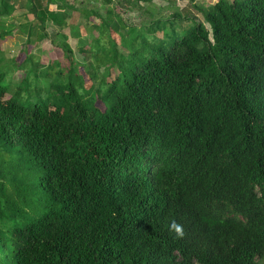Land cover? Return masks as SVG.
Wrapping results in <instances>:
<instances>
[{"label":"trees","instance_id":"trees-1","mask_svg":"<svg viewBox=\"0 0 264 264\" xmlns=\"http://www.w3.org/2000/svg\"><path fill=\"white\" fill-rule=\"evenodd\" d=\"M186 14L0 48V264H264V0Z\"/></svg>","mask_w":264,"mask_h":264},{"label":"crops","instance_id":"crops-1","mask_svg":"<svg viewBox=\"0 0 264 264\" xmlns=\"http://www.w3.org/2000/svg\"><path fill=\"white\" fill-rule=\"evenodd\" d=\"M218 1L0 0V6L5 2L10 7L9 12L0 13V22L10 32L4 40L0 39V48L9 59L27 48L41 61L51 49L54 54L48 58L55 59V50L62 48L59 44L68 45L74 52L89 48L93 42L105 45L111 35L130 32L133 25L150 26L154 19H167L180 11H187V23L197 22L198 16L204 17L203 11ZM39 16L42 22L37 20ZM103 36L107 38H100Z\"/></svg>","mask_w":264,"mask_h":264},{"label":"rangeland","instance_id":"rangeland-1","mask_svg":"<svg viewBox=\"0 0 264 264\" xmlns=\"http://www.w3.org/2000/svg\"><path fill=\"white\" fill-rule=\"evenodd\" d=\"M204 12V11H203ZM194 17V16H193ZM199 18L198 19H196V21L197 22H199V21H203L204 20V17L202 16V15H199L198 16ZM159 19H166V18H162V17H159V18H156V19H154L153 20V22H156V20L158 21ZM192 21H190V23H191ZM182 23H185L186 24V26H190L189 25V23H187L186 22V20H183V22ZM100 38H104L103 40H105L107 37H100ZM111 39H114V36L113 35H111V37H110ZM108 42V41H107ZM57 45V44H56ZM92 47H95V48H99L100 46L99 45H97L95 42H93L92 44ZM58 46V45H57ZM59 46H63V45H60L59 44ZM118 48H119V51L120 52H122V53H124V54H128V51L125 49V48H123L121 45H119L118 46ZM51 50V49H50ZM50 50H48L47 52V55H45V57H43L42 58V61H41V66L39 65L38 66V68H37V71H41V74H43L44 72H47V70H48V68H49V64H51L53 61L55 62V60L56 59H53V58H48L51 54H54L53 52H50ZM75 54H74V56H75V60H76V62H83L84 60H88L91 56L90 55H86V56H84V55H80V54H78V52L76 51V52H74ZM79 53H81V52H79ZM55 58H56V56H55ZM3 59L5 60V57H3ZM68 59V58H67ZM33 61V60H32ZM37 60H35V61H33V63L34 62H36ZM69 59L68 60H63L62 62H59V63H57V65H61V66H66V68L65 69H68L69 67H70V64H69ZM91 61H93V59L92 60H90L89 62H91ZM0 68L1 69H5V67H3V65L0 63ZM13 68H12V72H10V74L9 75H7V77H6V84H8L9 82H12V84L13 85H15L16 83H17V79L14 77V74H13ZM18 72V71H17ZM38 73V72H37ZM27 76V75H26ZM31 76H32V78L34 77L33 76V73L31 74ZM48 79H46L45 78V80H44V82H46ZM45 86V85H44ZM94 94V93H93ZM92 95V94H91ZM96 95V94H95Z\"/></svg>","mask_w":264,"mask_h":264},{"label":"clouds","instance_id":"clouds-1","mask_svg":"<svg viewBox=\"0 0 264 264\" xmlns=\"http://www.w3.org/2000/svg\"><path fill=\"white\" fill-rule=\"evenodd\" d=\"M169 228L171 231H174L178 237H183L184 235L183 226L178 224L176 221H172L171 224L169 225Z\"/></svg>","mask_w":264,"mask_h":264}]
</instances>
